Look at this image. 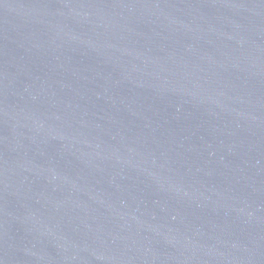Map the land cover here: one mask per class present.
I'll list each match as a JSON object with an SVG mask.
<instances>
[{
    "label": "water",
    "instance_id": "95a60500",
    "mask_svg": "<svg viewBox=\"0 0 264 264\" xmlns=\"http://www.w3.org/2000/svg\"><path fill=\"white\" fill-rule=\"evenodd\" d=\"M0 264H264V0H0Z\"/></svg>",
    "mask_w": 264,
    "mask_h": 264
}]
</instances>
